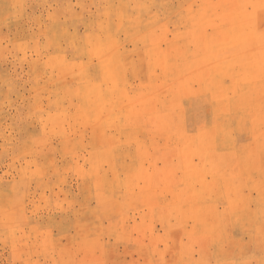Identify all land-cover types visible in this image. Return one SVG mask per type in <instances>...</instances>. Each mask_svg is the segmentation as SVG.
<instances>
[{
  "label": "rangeland",
  "instance_id": "1",
  "mask_svg": "<svg viewBox=\"0 0 264 264\" xmlns=\"http://www.w3.org/2000/svg\"><path fill=\"white\" fill-rule=\"evenodd\" d=\"M0 264H264V0H0Z\"/></svg>",
  "mask_w": 264,
  "mask_h": 264
}]
</instances>
